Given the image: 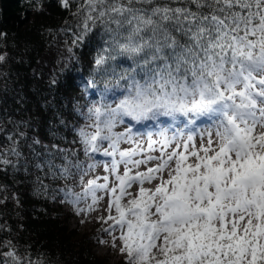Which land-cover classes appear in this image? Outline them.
Returning a JSON list of instances; mask_svg holds the SVG:
<instances>
[{
    "label": "snow or ice",
    "instance_id": "1",
    "mask_svg": "<svg viewBox=\"0 0 264 264\" xmlns=\"http://www.w3.org/2000/svg\"><path fill=\"white\" fill-rule=\"evenodd\" d=\"M74 15L69 52L105 37L82 89L99 99L76 109L79 148L0 120V173H42L45 197V180L62 181L52 199L81 224L98 213L110 238L98 243L122 264H264V0H83Z\"/></svg>",
    "mask_w": 264,
    "mask_h": 264
},
{
    "label": "trees",
    "instance_id": "2",
    "mask_svg": "<svg viewBox=\"0 0 264 264\" xmlns=\"http://www.w3.org/2000/svg\"><path fill=\"white\" fill-rule=\"evenodd\" d=\"M67 3L65 8L63 0H0V55L5 56L0 63V120L29 121V135L43 145L71 150L79 148L73 143L79 122L76 109L94 93L82 95L90 62L105 37L102 29H94L84 44L69 52L80 22L74 13L83 0ZM11 127L7 125L9 131ZM36 150L42 153L43 146ZM28 151L24 148L26 155ZM37 175L43 176L34 169L28 174L10 168L0 173V252L11 249L21 259L43 264H109L94 254L87 235L67 226L60 207L54 206L52 189L63 182L45 180V197L35 183ZM4 259L0 255V261ZM122 261L120 256L116 264Z\"/></svg>",
    "mask_w": 264,
    "mask_h": 264
},
{
    "label": "rangeland",
    "instance_id": "3",
    "mask_svg": "<svg viewBox=\"0 0 264 264\" xmlns=\"http://www.w3.org/2000/svg\"><path fill=\"white\" fill-rule=\"evenodd\" d=\"M87 103L86 105L90 104L92 101L99 99V97H97L95 95V93H92L91 95H89V97L87 98ZM79 108H83L86 111L85 107H79ZM78 113V112H77ZM79 115V114H78ZM78 125H76L73 129H74V134H75V129L79 128L80 126H82L84 124V120L82 119V117L79 115L78 116ZM140 127V126H137ZM144 129L141 128V131H143ZM122 147H129L128 145H123ZM80 159H84L83 154H80ZM97 159H100V157H97ZM143 167V166H142ZM95 175H104L103 169L102 168H98L96 170ZM87 179V178H85ZM80 189L77 188L76 191H79ZM59 197H57V200L54 204V206L56 205L57 207H60V211L62 213V215L64 216V218L66 219V224L70 229H77L79 233L87 235L90 240L93 243V252L94 254L103 259V260H107L109 264H116L120 255H118V253L116 251H112L108 244H105L103 246H101L98 243V239H105V240H109L110 238L103 233L98 232V229L101 228V225L98 224L96 222L97 220V216L98 213H92L91 216L89 217L88 222L81 224L80 221L82 219H85L83 216L81 217H77L76 215H74L72 208L67 205V204H61L59 202Z\"/></svg>",
    "mask_w": 264,
    "mask_h": 264
}]
</instances>
